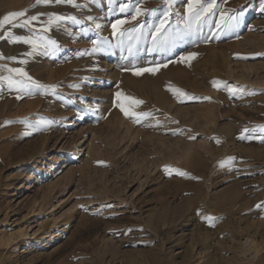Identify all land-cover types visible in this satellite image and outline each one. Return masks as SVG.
I'll list each match as a JSON object with an SVG mask.
<instances>
[{
	"label": "rangeland",
	"instance_id": "obj_1",
	"mask_svg": "<svg viewBox=\"0 0 264 264\" xmlns=\"http://www.w3.org/2000/svg\"><path fill=\"white\" fill-rule=\"evenodd\" d=\"M116 2L0 0V19L40 16L31 30L0 31V76L19 79L8 69L22 68L57 86L18 98L0 82V264H264V0H225L240 15L219 38L206 26L164 52L141 38L133 56L111 24L153 18L133 21ZM171 11L174 26L185 0ZM51 13L79 23L43 33ZM39 36L56 50L14 42ZM101 38L112 46L93 52ZM118 104L150 115L137 123Z\"/></svg>",
	"mask_w": 264,
	"mask_h": 264
},
{
	"label": "snow or ice",
	"instance_id": "obj_2",
	"mask_svg": "<svg viewBox=\"0 0 264 264\" xmlns=\"http://www.w3.org/2000/svg\"><path fill=\"white\" fill-rule=\"evenodd\" d=\"M225 0H185V12L183 15L177 17L176 23L173 26L170 17L172 15L173 0H164L165 8L159 10H149L142 7V0H117L115 10L122 13H131V20H136L141 16H148L153 18L152 24L149 26L147 22H141L132 29H125L123 25L127 22L126 20L117 19L114 23L111 24L112 36L115 38L117 45L122 48H125L129 56L135 55V49L139 44L141 38L145 42H149L151 45L152 51H168L171 48L175 47L179 42L183 41L186 37H191L193 34H200L203 32V29L207 26L210 31L215 29L214 32H211V35L215 38H219L220 35L226 34L229 31H232L238 26L239 13H233L231 10L225 9L222 7V4ZM69 4L73 7H81V5L76 3V0H37V4ZM131 5V6H130ZM26 13L24 11L13 12L8 15H5L0 19V31L4 30L5 25L12 24L13 27H25L30 30L33 28V22H40L39 15H33L26 19H23L19 24H15L14 21L17 18L25 17ZM71 20L75 23H79V20L75 16L65 17L62 14L51 13L48 15L46 22H41L43 27L41 31L43 33H49L53 30V26H61V22L66 20ZM91 19V17H89ZM214 21V23H213ZM95 23V21H93ZM95 27L99 29L101 26L99 23H95ZM147 27V36L143 35V29ZM139 34V35H137ZM14 42L24 43L29 45L34 51L43 52L48 54L53 52L58 47L57 42L45 36L39 37H16ZM92 43L96 45L92 49L93 52L99 51L100 44L105 46H112V42L107 38H101L100 40H93ZM31 54V53H29ZM195 53H190L188 57H181L182 60H188L195 57ZM2 58V57H0ZM23 63V62H21ZM157 68H139L134 69V75H143L145 72H150L153 75L158 70ZM163 67H167V64H164ZM9 73H14L19 79L9 76L7 78L0 76V82L7 80V86L9 90H15L20 93L18 98H21L23 95H32L34 91L39 90L43 94H47L49 91L55 94L57 86L55 85H44L39 81L34 80L27 72L22 68H10L8 69ZM0 83V87H2ZM77 87V85H73ZM124 97L122 92L116 93L117 100H120ZM130 101L132 105L143 104L142 100H136L133 98L125 97ZM118 107L121 108V111L125 116L134 117L135 121L139 123L141 118H147L150 114L148 113H136L135 111L129 110L124 106L118 104ZM24 123H28L25 121ZM47 121L39 119L36 121L35 125H44ZM249 129L245 128L244 132L247 133ZM264 132V128L261 129ZM219 143V141H217ZM205 220H212L210 216H205Z\"/></svg>",
	"mask_w": 264,
	"mask_h": 264
},
{
	"label": "bare ground",
	"instance_id": "obj_3",
	"mask_svg": "<svg viewBox=\"0 0 264 264\" xmlns=\"http://www.w3.org/2000/svg\"><path fill=\"white\" fill-rule=\"evenodd\" d=\"M111 10H112V9H111ZM230 210H231V213H230V214H231V215H234L235 212L238 210V209H237V202H235V201H232V202H231V209H230ZM233 217H234V216H233Z\"/></svg>",
	"mask_w": 264,
	"mask_h": 264
}]
</instances>
